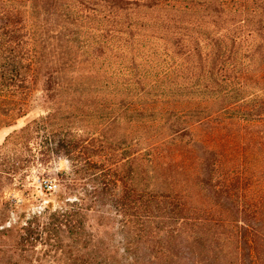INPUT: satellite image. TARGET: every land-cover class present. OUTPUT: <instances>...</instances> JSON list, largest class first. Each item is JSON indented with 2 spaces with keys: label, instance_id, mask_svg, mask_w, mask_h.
I'll use <instances>...</instances> for the list:
<instances>
[{
  "label": "rangeland",
  "instance_id": "1",
  "mask_svg": "<svg viewBox=\"0 0 264 264\" xmlns=\"http://www.w3.org/2000/svg\"><path fill=\"white\" fill-rule=\"evenodd\" d=\"M22 1L38 45L30 57L40 68L34 85L20 80L17 95L0 99V264H148L149 251L136 246L134 209L122 202L126 188L179 192L199 216L233 221V203L198 175L205 147L219 150L242 203L264 206L262 141L248 138L264 130L251 124L250 105L264 98V46L255 41L246 62L237 59L245 45L234 54L237 73L230 74L243 81L222 76L219 83L209 66L197 86L183 80L182 34L172 24L185 12L202 20L213 0L156 7L130 0L116 13L110 0ZM245 4L248 11L228 20L257 29L264 11ZM47 78L52 90L44 93ZM15 102L26 105L25 115L6 125ZM50 205L48 214L64 206L81 225L58 234L49 226L35 250H22L6 228Z\"/></svg>",
  "mask_w": 264,
  "mask_h": 264
},
{
  "label": "trees",
  "instance_id": "2",
  "mask_svg": "<svg viewBox=\"0 0 264 264\" xmlns=\"http://www.w3.org/2000/svg\"><path fill=\"white\" fill-rule=\"evenodd\" d=\"M110 1L114 13L126 9L131 2ZM145 1L147 2L143 7L151 0ZM251 1L255 4L254 12L259 11V8L264 11V0ZM135 3L139 5V1ZM158 3L159 0H153V3L149 4L156 7ZM213 6L205 8L206 14L201 15L202 20H191V13L185 12L183 21L172 24V33L177 34L181 29L183 62L187 70L183 80L191 86L200 84V77L203 76L206 66H209L212 75L219 76V83H222V76H225L224 79L229 77L230 82L239 78L238 75L233 77L230 74L231 71L237 73L234 58L236 51L245 45L240 57H237L245 61L251 55L249 53L253 50L252 44L255 41L259 43V48L264 46V16L259 20L257 29L247 24L245 19L234 23H230L231 18L228 20L233 13L249 10L245 0H233L232 3L213 0ZM26 10L27 1L24 3L22 0H0V99L6 100L17 95L20 91V80L27 79L34 85L39 76L40 66L37 65L40 59L30 57L29 52L35 51L38 45L35 32L32 31V26H29ZM196 70H199L198 74ZM49 83L50 79L47 78L41 89L44 93L52 90ZM204 87L208 88L209 85ZM250 105L252 112L256 111L253 113V119H257L251 124L264 128V98L259 105ZM25 106L15 102L8 108L7 116L11 121L5 124L11 125L13 121L25 115ZM243 118L252 122L251 119ZM178 121L180 118L174 124H178ZM261 133L258 135L256 131L251 130L248 138L252 143L258 142V138L261 139L264 161V130ZM219 155L218 149L203 148L198 175L204 186L216 193L219 199L222 198L224 203H233L231 214L234 219L231 222L199 216L192 212L179 192H157L139 187L124 189L122 202L134 209L131 221L136 227V246H144L149 251L144 259L148 264H264V206L261 209L254 203L246 206L237 191L233 193V189L229 188L233 180L225 177ZM13 172L14 170L9 171L12 175L15 174ZM50 207L51 205L41 215L27 220H23L22 214L16 223L6 228V231L16 232L10 236H15L14 239L19 241L22 250H35L39 245L38 240L45 235L49 226L58 234L72 232L81 225V219L76 218L70 208L57 207L48 214ZM45 217L48 220L42 225L41 218Z\"/></svg>",
  "mask_w": 264,
  "mask_h": 264
},
{
  "label": "built area",
  "instance_id": "3",
  "mask_svg": "<svg viewBox=\"0 0 264 264\" xmlns=\"http://www.w3.org/2000/svg\"><path fill=\"white\" fill-rule=\"evenodd\" d=\"M42 187L46 190H51L53 188V184L49 179H44L42 181Z\"/></svg>",
  "mask_w": 264,
  "mask_h": 264
}]
</instances>
